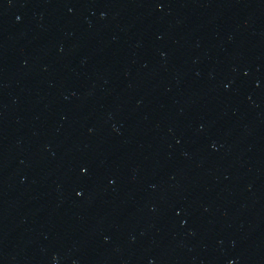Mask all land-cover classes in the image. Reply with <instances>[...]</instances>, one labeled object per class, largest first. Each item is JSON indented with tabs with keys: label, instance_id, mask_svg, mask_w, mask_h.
<instances>
[{
	"label": "water",
	"instance_id": "obj_1",
	"mask_svg": "<svg viewBox=\"0 0 264 264\" xmlns=\"http://www.w3.org/2000/svg\"><path fill=\"white\" fill-rule=\"evenodd\" d=\"M0 264H264V0H0Z\"/></svg>",
	"mask_w": 264,
	"mask_h": 264
}]
</instances>
